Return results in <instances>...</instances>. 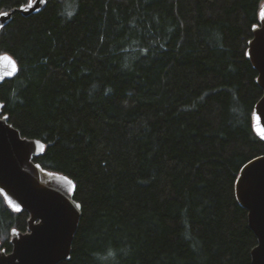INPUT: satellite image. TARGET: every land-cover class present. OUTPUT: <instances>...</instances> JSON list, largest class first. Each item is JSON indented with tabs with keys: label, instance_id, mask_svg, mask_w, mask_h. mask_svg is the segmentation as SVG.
Returning <instances> with one entry per match:
<instances>
[{
	"label": "trees",
	"instance_id": "trees-1",
	"mask_svg": "<svg viewBox=\"0 0 264 264\" xmlns=\"http://www.w3.org/2000/svg\"><path fill=\"white\" fill-rule=\"evenodd\" d=\"M29 0H0V12ZM264 0H48L14 13L0 53L3 113L38 138L44 168L76 182L82 217L59 264H252L258 239L236 197L264 154L263 89L247 55ZM29 213L0 193V239Z\"/></svg>",
	"mask_w": 264,
	"mask_h": 264
},
{
	"label": "water",
	"instance_id": "water-1",
	"mask_svg": "<svg viewBox=\"0 0 264 264\" xmlns=\"http://www.w3.org/2000/svg\"><path fill=\"white\" fill-rule=\"evenodd\" d=\"M47 2L29 0L12 10L1 11L0 33L12 21L14 13L19 12L26 17L37 14ZM262 9L264 4L259 10V23L253 26V37L247 49L248 58L258 71L257 82L263 89V95L254 107V131L257 117L258 126L264 128V60L255 58L257 47L264 44ZM5 53L16 62L17 71L7 75L12 72V66L0 61V84L19 72V64L12 55L7 52L0 55ZM3 108L4 103L0 100V193L13 211L26 210L29 218L26 231L11 230V251L7 252L2 247L0 239V264H59L71 258L82 217V205L74 197L76 182L68 175L46 169L35 161V157L45 152L47 144L41 139L23 136L3 113ZM40 144L44 145L43 149ZM63 177L73 181L74 190H69L71 185ZM235 191L240 205L248 210L249 226L258 239L252 249V264H264V154L242 166ZM78 204L81 207H76Z\"/></svg>",
	"mask_w": 264,
	"mask_h": 264
},
{
	"label": "snow or ice",
	"instance_id": "snow-or-ice-1",
	"mask_svg": "<svg viewBox=\"0 0 264 264\" xmlns=\"http://www.w3.org/2000/svg\"><path fill=\"white\" fill-rule=\"evenodd\" d=\"M29 7H31V5H29ZM260 17L261 19H264V9H262L260 11ZM253 55V52H252ZM255 58L260 61V60H264V44H260L257 49H256V56ZM0 61H4L6 65H11L12 66V72L7 73V75H13L16 71H17V65L16 62L12 59L11 56L5 54L0 55ZM4 119H7V117H5ZM257 120V126L255 127V131L259 134V136L264 139V128H260L258 126L259 123V118H256ZM41 147V149L44 148L43 144L39 145ZM63 179L67 180L68 184L71 185V188L69 189L70 191L75 189V184L73 183L72 180H69L67 177H63ZM76 207H81V205H76Z\"/></svg>",
	"mask_w": 264,
	"mask_h": 264
},
{
	"label": "rangeland",
	"instance_id": "rangeland-1",
	"mask_svg": "<svg viewBox=\"0 0 264 264\" xmlns=\"http://www.w3.org/2000/svg\"><path fill=\"white\" fill-rule=\"evenodd\" d=\"M262 4H264V3H262Z\"/></svg>",
	"mask_w": 264,
	"mask_h": 264
}]
</instances>
